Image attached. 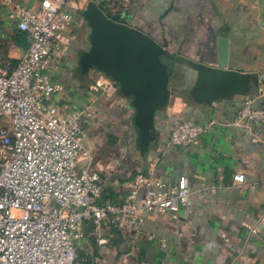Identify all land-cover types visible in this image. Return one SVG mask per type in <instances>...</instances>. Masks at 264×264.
<instances>
[{"label": "crops", "instance_id": "crops-1", "mask_svg": "<svg viewBox=\"0 0 264 264\" xmlns=\"http://www.w3.org/2000/svg\"><path fill=\"white\" fill-rule=\"evenodd\" d=\"M19 1L33 10L41 2ZM88 1H73L69 47L52 76L65 84L69 108L92 104L96 110L83 125L102 190L121 201L139 173L172 182L184 175L192 195L189 208L176 214L139 210L137 228L95 229L84 222L78 253L91 264H264V132L254 126V140L251 130L233 124L248 98L264 108V0H92L109 18L140 29L177 58L170 62L169 101L156 110L144 150L132 97L96 71L76 77L77 53L89 46L90 29L81 16ZM17 33L16 19L0 5V64L16 63L25 52L28 40H17ZM218 37L228 40L226 67L254 73L257 83L246 94L197 103L190 94L197 76L192 64L218 65ZM184 120L208 126L198 144L169 143L170 126ZM237 172L244 182L233 181Z\"/></svg>", "mask_w": 264, "mask_h": 264}, {"label": "built area", "instance_id": "built-area-1", "mask_svg": "<svg viewBox=\"0 0 264 264\" xmlns=\"http://www.w3.org/2000/svg\"><path fill=\"white\" fill-rule=\"evenodd\" d=\"M74 0H41L33 10L19 0H0L25 32L28 45L20 59L0 64V264H91L77 251L80 225L137 228L139 210L176 214L188 209L192 190L184 175L173 182L139 173L119 202H101L103 177L92 169L93 150L84 122L92 104L63 102L65 84L52 76L68 50ZM58 54V55H57ZM97 87L101 82H95ZM245 100L233 124L264 132V108ZM207 127L184 120L169 128L168 141L196 145ZM233 181L241 183L242 173ZM99 244L103 238H96Z\"/></svg>", "mask_w": 264, "mask_h": 264}, {"label": "water", "instance_id": "water-1", "mask_svg": "<svg viewBox=\"0 0 264 264\" xmlns=\"http://www.w3.org/2000/svg\"><path fill=\"white\" fill-rule=\"evenodd\" d=\"M81 16L90 29L89 46L77 53V75L96 71L115 81L123 95L132 97L133 123L144 150L152 139L155 112L167 105L171 94L168 69L160 58L168 51L140 29L109 18L92 0ZM217 41V66L192 64L197 76L191 96L197 103L211 104L219 98L243 95L251 82L257 83L254 73L226 67L228 40L218 37Z\"/></svg>", "mask_w": 264, "mask_h": 264}, {"label": "trees", "instance_id": "trees-1", "mask_svg": "<svg viewBox=\"0 0 264 264\" xmlns=\"http://www.w3.org/2000/svg\"><path fill=\"white\" fill-rule=\"evenodd\" d=\"M99 7L101 8V6L99 5ZM16 38H17V40L19 39V40H22V41H25L26 39H27V37H26V33L25 32H22V31H20V30H18V33H17V35H16ZM26 47H27V45H28V42H26ZM161 60H162V62L164 63V64H166V66H167V69H168V74H169V76H170V74L172 73V69H171V66H170V62H174V61H177V58L174 56V55H172V54H170L169 52L168 53H165V54H163V55H161ZM86 76L87 75H85V76H83V77H80V78H82V80L83 79H85L86 78ZM76 77H79L78 75H77V71H76ZM190 94H191V92H190ZM151 134H152V130H151ZM150 142V141H149ZM119 202L118 201V198H116V196L113 194V192L112 191H110L109 190V188H105V189H103L102 191H101V201L102 202Z\"/></svg>", "mask_w": 264, "mask_h": 264}, {"label": "rangeland", "instance_id": "rangeland-1", "mask_svg": "<svg viewBox=\"0 0 264 264\" xmlns=\"http://www.w3.org/2000/svg\"><path fill=\"white\" fill-rule=\"evenodd\" d=\"M0 125H1V122H0Z\"/></svg>", "mask_w": 264, "mask_h": 264}]
</instances>
